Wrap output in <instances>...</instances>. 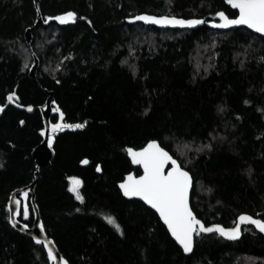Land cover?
Masks as SVG:
<instances>
[{
    "label": "trees",
    "instance_id": "1",
    "mask_svg": "<svg viewBox=\"0 0 264 264\" xmlns=\"http://www.w3.org/2000/svg\"><path fill=\"white\" fill-rule=\"evenodd\" d=\"M65 12L75 21L48 19ZM219 12L236 15L225 0H0V264H51L9 224L6 206L36 172L31 150L48 92L50 131L84 124L51 132L53 158L35 179L44 231L68 264H264V236L251 226L237 240L195 234L183 254L156 213L117 187L140 173L124 146L157 140L190 173V206L204 224L229 227L241 213L264 221V37L125 21L139 13L209 21ZM38 15L48 22L34 25ZM12 92L33 111L7 104ZM71 178L82 181L83 201ZM27 205L29 217L21 206L17 218L30 224Z\"/></svg>",
    "mask_w": 264,
    "mask_h": 264
},
{
    "label": "snow or ice",
    "instance_id": "2",
    "mask_svg": "<svg viewBox=\"0 0 264 264\" xmlns=\"http://www.w3.org/2000/svg\"><path fill=\"white\" fill-rule=\"evenodd\" d=\"M233 9L238 10V16L236 18H229L225 13L219 12L217 16L220 19V23L213 24L215 28H230L233 26L244 25L254 32L264 35V0H227ZM48 19H55L60 24H67L74 22L76 16L72 12H68L65 15L51 17ZM45 20V23L48 22ZM135 20L143 21L147 24L155 25H171L179 27H195L196 25L203 24V20H182L175 17L168 18H156L148 15L136 16ZM27 66V65H26ZM15 94L9 95L7 100L14 102ZM3 111V107H0V112ZM28 111H32L29 107ZM59 112V109H56ZM60 120H64V114L60 113ZM23 123V122H21ZM84 124H66L56 123L51 126V132L56 133L62 131L65 128L78 129L83 128ZM44 134L43 132L41 133ZM53 140L49 138L48 145L52 146ZM128 154L132 158V162L143 166L144 174L136 179L129 176L127 180L120 185L123 190V194L128 197H139L144 200L148 205L155 209L164 223L167 225L172 237L182 247L185 253L192 252L193 249V234L199 235L200 233H218L221 237L227 240H237L241 235V224L254 225L260 232L264 233V221H260L252 218L251 216L241 215L238 218V223L232 229H224L220 226L206 227L194 216L191 208L189 207L188 194L191 187V177L188 172L184 171L180 164L173 159L167 151H165L158 143L152 142L147 145L142 151H133L128 149ZM82 163L87 164L88 161L84 160ZM171 164L170 170L165 174V167ZM97 171L100 168L97 167ZM70 191L75 194L77 200L83 201V197L80 195L79 188L82 185V181L78 178H71ZM27 198V193H24ZM16 209L15 215H21L19 200L15 202ZM11 211V210H10ZM23 217L27 219L29 217V208L25 204L23 206ZM109 224H115V220L112 217H107ZM15 227L16 224L14 223ZM27 225H23L24 229H27ZM41 232L44 231L43 225H39ZM119 230V226L117 225ZM37 244H42L47 248L48 258L52 261L57 259L53 252V248L49 245L51 241H43L36 239ZM62 264H67L60 258Z\"/></svg>",
    "mask_w": 264,
    "mask_h": 264
},
{
    "label": "water",
    "instance_id": "3",
    "mask_svg": "<svg viewBox=\"0 0 264 264\" xmlns=\"http://www.w3.org/2000/svg\"><path fill=\"white\" fill-rule=\"evenodd\" d=\"M225 4H227L231 9H233L230 4L227 2V0H225ZM236 11V15L234 17H229V18H236L238 16V10L236 9H233ZM66 13L68 12H65V13H62V14H59L57 16H61V15H65ZM140 15H148V16H153V17H156V18H162V17H168V18H172V17H175V16H169V15H155V14H147V13H139V14H135L133 16H130V17H127L125 19V21L127 23H135V22H141L145 25H152V26H156V27H162V28H167V27H174V28H188V27H179V26H171V25H155V24H147L143 21H137L135 20V17L136 16H140ZM56 17V16H55ZM176 19H179L177 17H175ZM55 20V19H53ZM182 20H190V19H182ZM191 20H202V19H191ZM58 24H60L57 20H55ZM220 19L219 17L217 16L216 20H209V21H205V24L207 27H210V28H213V29H218V30H226V29H229V28H215L213 27L212 25L213 24H216V23H220ZM42 23H45V21H42V19L39 17H37V20H35V23L34 25H37V24H42ZM69 24V23H67ZM60 25H66V24H60ZM202 24H199V25H196L195 27H191V28H196L198 26H200ZM237 27H243V28H246L247 30L257 34V35H260L262 37H264V35H261V34H258L256 32H254L253 30L247 28L246 26L244 25H239V26H233V27H230V28H237ZM24 38H25V42L29 45L30 43V39H31V35H30V29L27 28L24 32ZM36 66H37V59L36 57L33 58V63L29 69V75L30 76H34V72H35V69H36ZM14 92H12L11 94L9 95H12ZM8 95V96H9ZM7 96V97H8ZM51 102H52V93L51 92H48V96L43 104V106H41L39 109H40V112H41V115H42V120H43V135H42V140L31 150V157L33 158L34 162H35V167H36V172L34 173V177L32 179V181L24 186V187H21L19 189H16L14 191H12L9 195V198L7 200V203H6V206H7V211H8V221H9V224L15 229L17 230L18 232L24 234L25 236L29 237L30 239H32L34 242L36 239H41L45 242L47 241H51L52 243L49 245L50 247L53 248V252L54 254L56 255L57 259L55 261H52L50 260L51 264H62L61 262V259L60 258H63V261H66V259L62 256V254L58 251L54 241L52 238H50L46 233L45 231L41 232V229L39 227V225L42 224L41 222V218H40V214H39V211H38V207H37V203H36V196H35V179H36V175H37V172H38V169L41 168V167H45L53 158V155H54V150H53V145H54V138L51 134V131H50V123H49V117L51 116L52 114V107H51ZM7 104H12L13 106H15L16 108L20 109V110H25L27 112H32L33 111V107L31 106H20V105H17L15 104L14 102H9L7 100ZM0 107H3L4 106H0ZM31 108L32 111H28V108ZM1 113V112H0ZM49 138H52L53 140V143H52V146L49 147L48 145V140ZM152 142H156L159 144V142L157 140H150L148 142H146L142 147L140 148H132L128 145H125L124 146V151H125V154L127 156V158L129 159L130 163L132 166H137L139 167L140 169V173L138 175H135V173L131 170L127 173H125L123 175V178L117 182V187L121 193V195L126 198V199H136L138 201H141L142 203H144L148 208H150L152 211H154L157 215V217L159 218L160 222L163 224V226L165 227L166 231L168 232L169 236L172 238V240L176 243V245L181 249L182 253L185 254V255H188L190 253H185L182 249V247L176 242V240L172 237L170 231L168 230V227L167 225L164 223V221L161 219L159 213L153 209L150 205H148L144 200L140 199L139 197H128V196H125L123 194V190L120 188V185L122 183H124L127 178L129 176H132L136 179H139L140 176H142L144 174V170H143V166L142 165H139V164H135L132 162V158L131 156L128 154V149H132L133 151H142L144 148L147 147V145L149 143H152ZM160 145V144H159ZM161 146V145H160ZM162 147V146H161ZM163 148V147H162ZM165 151H167L165 148H163ZM169 153V151H167ZM169 155L175 159L177 161V163L179 164L178 160L176 158H174L170 153ZM181 166V165H180ZM171 168V164L167 165L165 167V174H167V172L170 170ZM182 169L186 172H188L186 169H184L182 167ZM189 176L191 177L190 173L188 172ZM191 182H192V177H191ZM192 184L193 182L191 183V187L189 189V194H188V202H189V207L191 208L190 206V192H191V189H192ZM24 193H27V198H25L24 196ZM20 195V197H18L17 195ZM16 200H19L21 202L20 204V207L24 206L25 204H27V201L29 202V206H30V209H31V212H32V221L30 224H25L23 222H21L18 218H17V215H15V209H16V205H15V201ZM11 210V211H10ZM192 210V209H191ZM193 212V211H192ZM194 214V212H193ZM241 215H247V216H251L249 214H246V213H241L239 215H237L236 219H235V222L232 226H229V227H224L222 226L221 224H217V223H211V224H204L199 218H197L194 214V216L196 217V219H198L202 224H204L206 227H213V226H220V227H223L224 229H232L236 226V224L238 223V218L239 216ZM252 218L254 219H257V220H260V221H263L257 217H253L251 216ZM16 224V226L14 227L13 224ZM23 225H27V229H24L23 228ZM244 226H251L255 231H257L258 233H260L261 235L264 236V233L260 232L254 225H251V224H241L240 225V228H241V233H242V228ZM215 233V232H213ZM202 234H209V233H202ZM217 234L218 236H220L218 233H215ZM194 235L195 233L193 234V246H194ZM241 236V235H240ZM221 237V236H220ZM223 239H225L224 237H221ZM227 240V239H225ZM42 245V244H41ZM46 255H47V248H45L43 245H42ZM48 257V255H47ZM67 262V261H66ZM68 264V262H67Z\"/></svg>",
    "mask_w": 264,
    "mask_h": 264
}]
</instances>
